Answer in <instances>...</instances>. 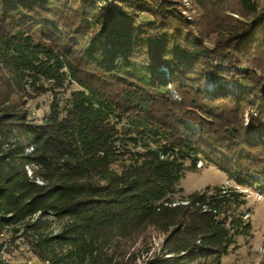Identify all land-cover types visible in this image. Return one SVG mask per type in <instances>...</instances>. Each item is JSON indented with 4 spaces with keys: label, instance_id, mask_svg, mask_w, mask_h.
<instances>
[{
    "label": "trees",
    "instance_id": "obj_1",
    "mask_svg": "<svg viewBox=\"0 0 264 264\" xmlns=\"http://www.w3.org/2000/svg\"><path fill=\"white\" fill-rule=\"evenodd\" d=\"M185 1L0 0V264L4 236L41 264H220L248 234L231 192L172 197L185 160L264 195V0Z\"/></svg>",
    "mask_w": 264,
    "mask_h": 264
},
{
    "label": "rangeland",
    "instance_id": "obj_2",
    "mask_svg": "<svg viewBox=\"0 0 264 264\" xmlns=\"http://www.w3.org/2000/svg\"><path fill=\"white\" fill-rule=\"evenodd\" d=\"M189 7V6H188ZM149 18L141 16L140 22L148 23ZM210 48L209 43H205ZM205 88L211 90L213 84L209 82ZM79 88L75 84L66 83L64 88L58 92L57 100L61 108H64L69 100L70 94ZM53 99L50 94L41 96L28 102V117L35 122H42L50 112V105ZM118 129H127L126 124H119ZM134 150V149H133ZM135 149L134 151H138ZM190 160L184 161L185 172L179 180L172 199L182 200L193 193H205L214 195L217 189L233 193L231 202L230 216L234 219H240L244 224L249 225V231L246 236H233L232 244L229 247L227 255L223 256L220 264H264V195L259 194L256 187L237 186L229 176L213 165L203 163L201 168L192 169ZM124 164L118 161L114 168L119 170ZM237 195V196H236ZM229 224V221H228ZM46 230L42 233H56L57 225L50 222ZM7 241L2 255L12 264H41L32 254L29 244L19 236L14 243L8 242V236L3 237ZM161 236L153 233L152 245L147 255L140 256L136 263H142L143 260L158 253L160 249Z\"/></svg>",
    "mask_w": 264,
    "mask_h": 264
},
{
    "label": "built area",
    "instance_id": "obj_3",
    "mask_svg": "<svg viewBox=\"0 0 264 264\" xmlns=\"http://www.w3.org/2000/svg\"><path fill=\"white\" fill-rule=\"evenodd\" d=\"M109 1H110V0H109ZM183 3H184L185 5H188L187 2H186L185 0H183ZM196 130H197V129H196ZM169 154H170V151L167 150V152H166L165 154L161 155L160 158L163 159V158L167 157ZM202 165H203V162H202L201 160H197V161H196V167H197V168H201ZM28 174H29V175L31 174V172L29 171V169H28ZM256 190H257V188H256ZM257 192L260 194L259 190H257Z\"/></svg>",
    "mask_w": 264,
    "mask_h": 264
}]
</instances>
